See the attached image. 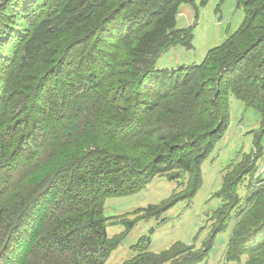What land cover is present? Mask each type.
Returning a JSON list of instances; mask_svg holds the SVG:
<instances>
[{"label": "trees", "instance_id": "16d2710c", "mask_svg": "<svg viewBox=\"0 0 264 264\" xmlns=\"http://www.w3.org/2000/svg\"><path fill=\"white\" fill-rule=\"evenodd\" d=\"M44 1L0 0V28L5 35L16 33L3 38L4 44L13 37L16 41L22 37V29L13 25V18L34 17L32 7L43 8ZM237 1L245 12L238 30L210 50L201 64L180 65L178 69H159L158 61L173 48L193 47L194 26L179 28L177 14L181 4L192 5L194 0L72 1L83 14L68 21L75 28V37L66 47L65 53L72 61L63 83L71 92L70 77L77 74L83 80L79 82L81 89L91 91L88 94L94 87L105 86L114 95L112 103L108 100V110L91 109L75 99L72 103L78 106L79 115L84 112L106 119L104 128L123 145L104 151V146L96 148L44 176L31 191L18 225L10 230L1 248L0 264H104L121 240L108 236L103 201L131 195L159 175L167 174L169 181H174L178 171L189 174L192 181V193L183 199L193 197L202 185L203 162L229 126L230 91L247 108L258 110L264 127V55L260 58L264 47V0ZM101 34L107 36L108 48L104 52L95 45L102 40ZM118 40L122 43L118 44ZM55 65L46 62V70L51 71ZM73 65L85 71L75 72ZM234 74L238 75L230 79ZM40 88L44 92L46 84ZM43 114V110L39 111L40 116ZM149 114L150 119H146ZM263 135L264 129L255 138L256 152L250 156L249 173L264 150L260 146ZM248 172L236 178L223 176L218 196L226 204L238 198V185ZM179 197L167 203L165 209L183 200H177ZM246 204L236 238L230 235L228 240V262L240 260L246 251L263 242L264 187L252 192ZM161 207L162 213L164 205ZM147 210V219L154 217L156 206ZM227 211H221L225 215L222 225L212 229L203 251L187 264L201 262L216 236L228 228ZM125 224L129 231L136 223ZM143 241L151 245L148 237H142L139 243ZM184 245L175 244L162 255L149 254L146 248L123 264H168L176 256L175 248ZM253 261L247 264H255Z\"/></svg>", "mask_w": 264, "mask_h": 264}, {"label": "rangeland", "instance_id": "374dc122", "mask_svg": "<svg viewBox=\"0 0 264 264\" xmlns=\"http://www.w3.org/2000/svg\"><path fill=\"white\" fill-rule=\"evenodd\" d=\"M72 1L45 0L43 8L32 7L36 11L34 17L28 20L13 18V25L22 29V37L17 41L13 37L16 33L11 32L13 38L4 44V39L11 34L5 35L4 29L0 28V250L10 230L18 225L22 217L20 211L28 203L31 191L51 170L77 161L96 148L104 146V151L123 145L119 139H112L110 130L104 128L106 119L84 112L79 115L78 106L72 103L75 99L88 108L108 110L114 95L105 86L94 87L91 95L88 94L91 91L81 89L79 82L83 80L77 74L70 77L73 81L71 92L63 83L72 61L65 53L66 47L75 37V28L73 24L68 25V21L83 14ZM184 6L191 10L182 12ZM244 18V9L238 6L237 0H194L192 5L181 4L177 26H194L193 47H176L165 52L158 61V68L178 69L180 65L201 64L210 50L221 46L238 30ZM100 37L102 40L98 39L94 44L104 52L108 48L107 36L101 34ZM110 41L114 42L113 39ZM117 43L122 42L118 40ZM260 55L262 59L264 47ZM46 62L56 65L49 71ZM99 66L104 67L97 64ZM73 69L75 72L84 70L77 69V65H73ZM236 75H231L230 79ZM42 83L46 84L44 92L40 88ZM229 97V126L203 162L202 185L193 197L183 199L192 193V181L189 174L178 171L174 181H169L167 174L159 175L131 195L103 201L108 236L121 240L120 246L111 252L104 264H123L146 248L145 252L149 254L162 255L180 243L185 245L176 247L175 258L167 263L187 264L203 251L212 229L222 225L225 215L220 213L227 209L228 228L216 236L206 257L197 264H247L251 259L256 261H253L255 264H264V238L240 260H226L229 237L236 238L235 231L240 228L248 207L247 198L264 187V150L256 168L248 172L250 156L256 152L255 138L264 129L260 114L255 108H247L231 91ZM41 110L44 111L42 116L39 115ZM150 117L151 114L146 119ZM260 146L264 149V135ZM244 155L248 156L243 160ZM247 172L249 174L238 185V198L226 204L218 196L223 187V176L236 178ZM177 196H180L177 200H183L165 209ZM161 205L165 210L162 213ZM149 206H156V210L154 217L147 219ZM263 215L264 210L262 218ZM129 221L136 224L126 231L125 223ZM145 236L150 239V246H146V241L139 243ZM240 238L241 235L237 237ZM86 259H90L89 256Z\"/></svg>", "mask_w": 264, "mask_h": 264}, {"label": "crops", "instance_id": "0c3cea01", "mask_svg": "<svg viewBox=\"0 0 264 264\" xmlns=\"http://www.w3.org/2000/svg\"><path fill=\"white\" fill-rule=\"evenodd\" d=\"M187 7H188V6H184L183 9H182V12L186 10V13H188V12L191 10V9H189V7H188V9H187ZM185 28H186V27H185Z\"/></svg>", "mask_w": 264, "mask_h": 264}]
</instances>
